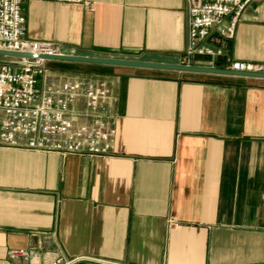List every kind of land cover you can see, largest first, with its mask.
<instances>
[{
  "label": "crops",
  "instance_id": "crops-1",
  "mask_svg": "<svg viewBox=\"0 0 264 264\" xmlns=\"http://www.w3.org/2000/svg\"><path fill=\"white\" fill-rule=\"evenodd\" d=\"M87 1L25 0V37L66 55L182 63L184 0ZM203 43L220 53L194 66L264 65V0L248 4L231 38L214 28ZM46 67L109 85L113 152L62 156L26 149L21 137L0 147V264H264V79Z\"/></svg>",
  "mask_w": 264,
  "mask_h": 264
},
{
  "label": "built area",
  "instance_id": "built-area-1",
  "mask_svg": "<svg viewBox=\"0 0 264 264\" xmlns=\"http://www.w3.org/2000/svg\"><path fill=\"white\" fill-rule=\"evenodd\" d=\"M25 0H0V50L33 54V58L0 56V147H20L62 156H109L116 128L110 112L114 96L106 82L65 78L46 67L42 55L62 54L58 45L25 37ZM89 7L87 0H48ZM253 0H184L186 37L181 65L194 66L196 58L216 57L219 51L203 42L214 28L232 37L237 22ZM229 24L222 28L225 18ZM225 69L264 73L263 64L232 62ZM172 226V224H170ZM28 259L25 251H12ZM36 264V263H30ZM48 264H126L77 256Z\"/></svg>",
  "mask_w": 264,
  "mask_h": 264
},
{
  "label": "water",
  "instance_id": "water-1",
  "mask_svg": "<svg viewBox=\"0 0 264 264\" xmlns=\"http://www.w3.org/2000/svg\"><path fill=\"white\" fill-rule=\"evenodd\" d=\"M0 56L17 57V58H25V59L34 57V55L30 53L10 52V51H2V50H0ZM40 58L47 61L98 64V65H108V66L139 67V68H149V69L231 75V76L264 79V73L232 71L225 68H214V67H204V66H193V65L186 66L181 64H164V63L143 62V61L118 60V59L95 58V57L75 56V55H66V54L42 55L40 56Z\"/></svg>",
  "mask_w": 264,
  "mask_h": 264
},
{
  "label": "rangeland",
  "instance_id": "rangeland-1",
  "mask_svg": "<svg viewBox=\"0 0 264 264\" xmlns=\"http://www.w3.org/2000/svg\"><path fill=\"white\" fill-rule=\"evenodd\" d=\"M60 61H47V64L48 63H52V64H55V63H59Z\"/></svg>",
  "mask_w": 264,
  "mask_h": 264
}]
</instances>
